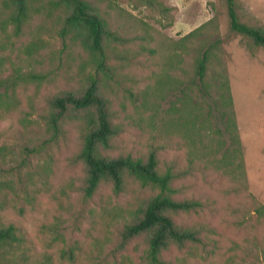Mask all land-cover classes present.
Returning <instances> with one entry per match:
<instances>
[{"label":"rangeland","instance_id":"rangeland-1","mask_svg":"<svg viewBox=\"0 0 264 264\" xmlns=\"http://www.w3.org/2000/svg\"><path fill=\"white\" fill-rule=\"evenodd\" d=\"M124 41L103 40L108 72L61 34L67 10L28 0L20 29L0 0V228L18 241L12 264H148L141 238L119 243L131 214L158 190L127 177L82 193L85 133L47 128L49 100L99 80L118 133L112 157L145 159L177 178L169 196L201 203L178 225L201 244L171 247L160 264H264V48L229 29L226 0H85ZM239 21L264 31V0H234ZM209 48L205 75L198 60ZM12 259V260H11Z\"/></svg>","mask_w":264,"mask_h":264},{"label":"trees","instance_id":"trees-1","mask_svg":"<svg viewBox=\"0 0 264 264\" xmlns=\"http://www.w3.org/2000/svg\"><path fill=\"white\" fill-rule=\"evenodd\" d=\"M67 13L63 19L62 35L71 33L83 48L93 54L101 72H108L103 40L124 41L115 36L105 21L85 0H56ZM227 1V15L230 31L250 39L256 46L264 48V31L239 21L234 0ZM13 12L11 21L20 29L28 15V0H10ZM209 48L198 60L197 75L202 80L205 75ZM49 114L46 117L48 130L53 137L58 135L63 120L79 121L85 127L82 147L77 156L85 172L82 193L92 197L102 183L111 185L114 193L123 191L126 178L138 180L158 190L156 195L147 198L131 214L119 234V243L124 246L129 241L141 238L147 246L148 264H160L159 256L171 247L183 249L187 245L201 244L200 230L178 225L175 217L179 214L196 212L201 203L192 199L175 200L169 196L170 184L177 175L168 168L163 174L157 170L155 149H151L145 159L130 155L110 156L112 140L118 133L113 126L108 104L99 92V80L89 79L84 89L74 94L63 92L48 102ZM12 225L0 228V264L10 263L9 250L18 241ZM12 260V259H11Z\"/></svg>","mask_w":264,"mask_h":264}]
</instances>
